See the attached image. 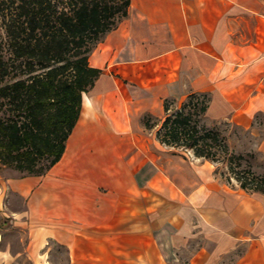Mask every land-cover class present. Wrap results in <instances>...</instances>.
<instances>
[{
  "label": "crops",
  "instance_id": "obj_1",
  "mask_svg": "<svg viewBox=\"0 0 264 264\" xmlns=\"http://www.w3.org/2000/svg\"><path fill=\"white\" fill-rule=\"evenodd\" d=\"M89 62L102 75L83 95L61 161L43 176L7 182L26 206L11 218L38 264L51 243L66 249L70 264H168L167 243L155 234L159 203L138 185L134 170L112 166V133L130 130L153 107L164 117L166 100L182 103L195 93L211 98L207 119L264 133L263 7L256 0H131L128 17ZM87 146L99 152V171L82 157ZM184 162L173 170L181 186L202 183L205 206L223 217L205 221L206 246L191 251L190 264H264V195L241 188L243 194H232ZM174 246L177 257L183 239L176 237Z\"/></svg>",
  "mask_w": 264,
  "mask_h": 264
},
{
  "label": "trees",
  "instance_id": "obj_2",
  "mask_svg": "<svg viewBox=\"0 0 264 264\" xmlns=\"http://www.w3.org/2000/svg\"><path fill=\"white\" fill-rule=\"evenodd\" d=\"M130 5L131 0H0V163L43 176L61 161L83 95L102 75L90 65V55L128 17ZM175 102H164L159 123L144 118L158 142L213 164L226 161L242 190L264 195V178L251 171L252 178L241 176L236 167L244 157L230 154L223 133L205 125L209 94H191L173 111ZM44 161L48 165L41 169Z\"/></svg>",
  "mask_w": 264,
  "mask_h": 264
},
{
  "label": "rangeland",
  "instance_id": "obj_3",
  "mask_svg": "<svg viewBox=\"0 0 264 264\" xmlns=\"http://www.w3.org/2000/svg\"><path fill=\"white\" fill-rule=\"evenodd\" d=\"M256 1L261 3L264 11V0ZM1 31L0 21V33ZM180 104L181 100H177L173 105V111ZM90 106L91 109L100 113V107ZM148 115L154 122L159 123L163 118V111L153 107L151 111L132 120L130 130L112 133L111 152H113V156L117 157L116 163H113L112 166H116L119 170L122 168L126 170V167L134 170L138 177V185L152 190V199L159 203L156 209L157 214H160V216L156 214L154 220L159 221L161 226L159 227L157 224L155 234L162 238L160 241L167 243V263L190 264L191 251L206 246L207 240L202 233L205 231V221L208 218L212 220L214 217L215 220L222 221L223 217L221 213L213 212L205 206L206 196L205 194L201 195L202 190L205 191V188H202V183L193 188L188 185L181 186L182 180L176 177L173 172L175 166H178L175 164L177 162L184 163L185 166L182 167H186L184 162L186 161L195 170H198L200 177L205 176V173L209 176L207 183L212 182L220 187H225L232 194H243V191L235 176L228 172L226 161L215 167L206 161L197 160L190 153L161 145L156 138V130H147L144 126V118ZM204 123L208 128L218 129L223 133L230 146V154L244 157L238 163L240 166L236 167L235 164L237 171L242 173L241 176L252 178L248 174L251 171L256 177L264 178V153L261 149L264 133L261 130L254 135L251 131H244L224 122L219 123L206 119ZM98 155L99 152L93 147L87 146L82 149L83 159L86 160L88 166L90 165V168L96 167V170L101 168ZM47 165L48 162L44 161L40 167L44 169ZM160 168L163 170L161 171ZM77 171L82 172V170ZM25 176H29V174L0 163V237L2 241L0 243V264H38L26 252L27 234L16 226L14 219L11 218L14 216L13 214L24 213L26 206L9 193L7 182ZM128 180L131 181V179ZM177 225L183 231L181 235H176L178 232H175V226ZM176 237L177 241L178 237L180 240L183 239V250L181 254L177 252V257L174 246ZM48 249L49 253L46 255L47 259L44 264H70L65 248L57 243H51ZM178 257L179 259H177Z\"/></svg>",
  "mask_w": 264,
  "mask_h": 264
},
{
  "label": "bare ground",
  "instance_id": "obj_4",
  "mask_svg": "<svg viewBox=\"0 0 264 264\" xmlns=\"http://www.w3.org/2000/svg\"><path fill=\"white\" fill-rule=\"evenodd\" d=\"M0 241H1V237H0Z\"/></svg>",
  "mask_w": 264,
  "mask_h": 264
}]
</instances>
